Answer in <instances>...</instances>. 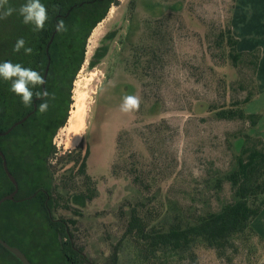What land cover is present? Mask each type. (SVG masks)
I'll use <instances>...</instances> for the list:
<instances>
[{
	"label": "rangeland",
	"instance_id": "374dc122",
	"mask_svg": "<svg viewBox=\"0 0 264 264\" xmlns=\"http://www.w3.org/2000/svg\"><path fill=\"white\" fill-rule=\"evenodd\" d=\"M118 3L88 40L67 124L53 138L56 154L49 165L59 203L54 216L76 221L69 229L90 264H261L264 210L254 233L236 241L238 252L229 250L221 257L199 245L195 256L159 255L147 261L125 233L137 206L151 228L179 220L193 223L233 201L227 176L235 170L242 149L255 139L245 138L246 122L221 120L215 109L242 103L258 90L264 94L255 58L248 56L235 65L226 44L237 8L242 41L254 42L255 52L264 57V0ZM251 18L253 26L241 29L238 22ZM109 33L115 35L108 42L107 56L91 69L90 61ZM125 96L140 99L138 110L121 111ZM254 109L262 120L264 99ZM71 115L79 121L75 125L80 141L69 148L75 139L68 128ZM79 146L78 153L69 155ZM88 147L87 173L92 181L79 173L76 163L78 157L80 162L84 159ZM88 186L97 196L77 216L74 208H65L66 200ZM14 222L11 209L5 210L1 228L9 231ZM49 237L59 245L54 234ZM54 249L53 263L63 264L58 247Z\"/></svg>",
	"mask_w": 264,
	"mask_h": 264
},
{
	"label": "trees",
	"instance_id": "16d2710c",
	"mask_svg": "<svg viewBox=\"0 0 264 264\" xmlns=\"http://www.w3.org/2000/svg\"><path fill=\"white\" fill-rule=\"evenodd\" d=\"M24 2L9 0L15 8ZM41 3L48 9V21L40 32H33L32 26L23 24L16 14L0 20V62L20 63L39 71L44 79L46 77V84L35 90L46 88L50 94L49 108L41 113L37 108L41 101L34 98L30 106L23 105L21 98L9 91L10 82L0 79V133H3L0 149L19 185L15 200H8L0 206V222L2 214L9 208L15 219L9 231L0 226V238L19 248L32 264H54L55 247L62 255L63 264H90L82 249L76 247L74 235L69 229V223L76 224V221L56 219L52 215L59 203L54 197V176L49 160L56 154L53 138L69 118L73 85L86 61L88 40L111 7L119 3L118 0H41ZM58 20H63L67 31L58 33L55 30ZM114 35L109 33L102 39L103 44L96 49L90 61L91 69L107 56L108 42ZM227 35L226 44L232 50L230 58L233 63L237 65L248 56L254 57L257 76L261 57L255 51L238 50L239 41L232 29V16ZM18 38H24L26 46L33 48L31 55H25L23 50L13 52ZM259 94L260 90L242 103L215 109L216 116L221 120L246 122L249 129L245 138L255 139L250 146L242 149L235 170L227 176L233 191L232 202L224 205L219 212L204 215L193 223L179 220L151 228L141 217L138 206L132 208L125 235L136 241L145 260L154 261L159 255V258L167 255L179 258L195 256V248L199 245L215 250L221 257L229 250L238 252L236 241L249 232L254 233L255 221L264 210V140L257 131L261 120L259 113H248L246 107ZM25 118L22 124L12 128ZM79 148L69 155L78 153ZM89 155L88 147L84 159L80 162L78 157L76 163L79 173L87 181H92L87 173L86 159ZM14 191L15 186L6 174L0 156V199ZM96 196V189L88 186V189L68 197L65 208H74V213L79 216ZM49 234L60 240L59 245L54 243L55 240L51 241ZM10 260L22 264L0 244V264H12Z\"/></svg>",
	"mask_w": 264,
	"mask_h": 264
},
{
	"label": "clouds",
	"instance_id": "9594fccd",
	"mask_svg": "<svg viewBox=\"0 0 264 264\" xmlns=\"http://www.w3.org/2000/svg\"><path fill=\"white\" fill-rule=\"evenodd\" d=\"M13 14L18 15L23 24L31 25L33 32L42 31L48 21V9L41 3V0H25L19 8L12 7L9 4V0H0V20L7 19ZM55 30L58 33L67 31L63 20L56 22ZM26 45L27 42L24 38H18L13 46V52L19 53L23 50L25 55H31L33 48ZM0 79L10 82L9 91L20 97L23 105L30 106L35 98V100L41 101L37 105L39 112L44 113L48 110L50 94L47 89L45 88L43 91L35 90L42 88L46 84L44 77L39 71L31 67H25L20 63L3 61L0 62ZM139 106L140 99L138 97L125 96L120 107L123 112H131L138 110Z\"/></svg>",
	"mask_w": 264,
	"mask_h": 264
},
{
	"label": "crops",
	"instance_id": "0c3cea01",
	"mask_svg": "<svg viewBox=\"0 0 264 264\" xmlns=\"http://www.w3.org/2000/svg\"><path fill=\"white\" fill-rule=\"evenodd\" d=\"M238 12H239V10L236 8L235 14H234V20L235 21L232 23V29H233L234 35L237 37V39L239 41V44H238L239 51H241V52H254L255 47H256V46H252L254 42L244 43V41H242V39L240 37V34H239L240 32H239V29L237 26L238 24H236L237 18H238ZM241 12H243V11H240V14H243ZM240 16L242 19L244 18L243 15H240ZM251 22H252V18L249 19L248 21H246L245 23H243V21H239L238 23L241 26V29H243V28L246 29V28H250L251 26H253V24ZM262 75L264 76V57H261V59H260L259 71H258V83H259L260 89H262L261 85L264 84L261 81ZM261 91H264V88ZM263 99H264V94H261V95L259 94V96L253 102H251L249 105H247L246 111L248 113H259L258 110H255V109L251 110V107L254 106L256 103H260ZM261 110H263V108L260 107L259 111H261ZM263 126H264V118L260 121V123L257 126V131L262 138H264V132L262 131ZM262 263H264V262H262Z\"/></svg>",
	"mask_w": 264,
	"mask_h": 264
},
{
	"label": "water",
	"instance_id": "95a60500",
	"mask_svg": "<svg viewBox=\"0 0 264 264\" xmlns=\"http://www.w3.org/2000/svg\"><path fill=\"white\" fill-rule=\"evenodd\" d=\"M47 73H48V69L46 71V74ZM45 79H46V77H45ZM35 109H36V106H35ZM28 116H30V115H28ZM25 120H26V118L21 120V121H19V122H17L12 128H14L16 125L22 124ZM10 130L7 131L6 134H8L10 132ZM2 135H3V133H0V136H2ZM0 156L2 158L4 170H5L6 174L8 175L9 179L11 180V182L15 186V191L14 192H12L11 194L6 195L5 197L0 199V206H1L4 202H6L8 200H11V201L14 200V197H15V195L18 192V182H17L16 178L13 176V174L10 172L6 156L2 152L1 149H0ZM0 244L3 247H5L8 251H10L14 256H16L22 262V264H32L30 262V260L26 257V255L19 248L15 247V246H11L10 244H8L5 240H3L1 238H0Z\"/></svg>",
	"mask_w": 264,
	"mask_h": 264
},
{
	"label": "bare ground",
	"instance_id": "6f19581e",
	"mask_svg": "<svg viewBox=\"0 0 264 264\" xmlns=\"http://www.w3.org/2000/svg\"><path fill=\"white\" fill-rule=\"evenodd\" d=\"M71 121H72V123H71ZM69 122L71 123V125H69L70 127L68 126V128H70V132H74L75 133V139H73V141L68 144V147L70 148V147H73V146L77 145L79 143V141H80V138H79V132H78V128H77L78 126L75 125V124H78V122H79V121H77V117H73V115H71V117L69 119Z\"/></svg>",
	"mask_w": 264,
	"mask_h": 264
},
{
	"label": "flooded vegetation",
	"instance_id": "af4514ba",
	"mask_svg": "<svg viewBox=\"0 0 264 264\" xmlns=\"http://www.w3.org/2000/svg\"><path fill=\"white\" fill-rule=\"evenodd\" d=\"M54 176V175H53ZM18 191H19V185H18ZM18 193V192H17ZM17 195V194H16ZM15 195V196H16ZM54 197H55V187H54ZM14 200H15V197H14ZM57 207H55L54 209H53V212H52V215L54 216V210L56 209ZM55 217V216H54ZM56 218V217H55ZM57 219V218H56Z\"/></svg>",
	"mask_w": 264,
	"mask_h": 264
}]
</instances>
